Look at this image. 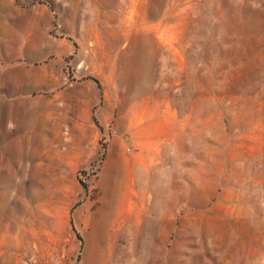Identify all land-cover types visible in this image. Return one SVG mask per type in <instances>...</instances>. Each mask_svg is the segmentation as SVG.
I'll return each mask as SVG.
<instances>
[{
	"label": "rangeland",
	"instance_id": "rangeland-1",
	"mask_svg": "<svg viewBox=\"0 0 264 264\" xmlns=\"http://www.w3.org/2000/svg\"><path fill=\"white\" fill-rule=\"evenodd\" d=\"M0 264H264V0H0Z\"/></svg>",
	"mask_w": 264,
	"mask_h": 264
}]
</instances>
